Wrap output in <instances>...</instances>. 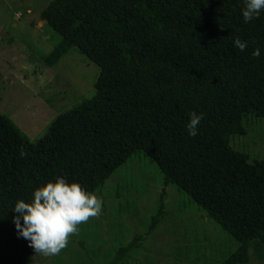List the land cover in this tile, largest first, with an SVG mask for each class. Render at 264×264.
<instances>
[{"label": "trees", "instance_id": "trees-1", "mask_svg": "<svg viewBox=\"0 0 264 264\" xmlns=\"http://www.w3.org/2000/svg\"><path fill=\"white\" fill-rule=\"evenodd\" d=\"M243 6L50 0L40 18L50 16L60 40L43 62L53 66L77 48L101 72L95 94L60 114L35 143L0 111V264H33L35 250L13 222L17 200L30 201L61 175L96 192L136 153L153 158L166 187L189 193L240 242L222 264L250 261L252 241L264 244V159L250 161L230 138L247 134L249 114L264 118V12L244 23ZM236 37L248 42L245 51L234 46ZM190 111L204 114L196 137L185 127ZM164 212L163 203L152 229Z\"/></svg>", "mask_w": 264, "mask_h": 264}, {"label": "rangeland", "instance_id": "rangeland-1", "mask_svg": "<svg viewBox=\"0 0 264 264\" xmlns=\"http://www.w3.org/2000/svg\"><path fill=\"white\" fill-rule=\"evenodd\" d=\"M49 2L0 0V111L33 143L60 114L95 94L101 72L77 48L53 66L43 62L60 40L50 16L40 18ZM254 117H247V134L230 138L232 147L247 153L250 161L264 159V118ZM164 178L153 158L134 154L95 192L103 200L101 213L79 225L58 255L44 257L34 251L29 260L33 264H222L240 242L189 193L173 184L166 187ZM163 203L165 212L152 229ZM137 236H141L138 246L120 254ZM257 243H251L247 264H264V244Z\"/></svg>", "mask_w": 264, "mask_h": 264}, {"label": "clouds", "instance_id": "clouds-1", "mask_svg": "<svg viewBox=\"0 0 264 264\" xmlns=\"http://www.w3.org/2000/svg\"><path fill=\"white\" fill-rule=\"evenodd\" d=\"M243 5L244 23L259 18L264 12V0H243ZM233 44L241 52L248 47V42L239 37ZM252 55L259 57L260 47H256ZM188 115L187 134L196 137L204 114L190 111ZM102 207L103 200L95 192L61 175L36 188L30 201L17 200L12 209L16 214L13 222L18 236L26 239L35 253L52 257L66 248L69 237L78 233V226L98 216Z\"/></svg>", "mask_w": 264, "mask_h": 264}]
</instances>
